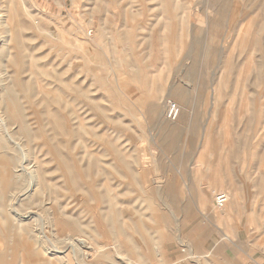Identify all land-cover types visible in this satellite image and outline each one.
<instances>
[{"label": "rangeland", "instance_id": "374dc122", "mask_svg": "<svg viewBox=\"0 0 264 264\" xmlns=\"http://www.w3.org/2000/svg\"><path fill=\"white\" fill-rule=\"evenodd\" d=\"M0 18V264L56 259L32 216L47 247L79 221L85 264H264V0H0Z\"/></svg>", "mask_w": 264, "mask_h": 264}, {"label": "bare ground", "instance_id": "6f19581e", "mask_svg": "<svg viewBox=\"0 0 264 264\" xmlns=\"http://www.w3.org/2000/svg\"><path fill=\"white\" fill-rule=\"evenodd\" d=\"M1 19V18H0ZM5 20V19H4ZM4 26V23L3 21L0 20V28ZM14 42L15 43H18L20 40L17 36V34H15L14 36ZM0 57H3L5 59L8 58L9 60V49L7 48V39L5 36H1L0 34ZM10 62H12L13 64H16V61L14 59H12ZM22 67V66H21ZM2 76V75H1ZM20 88L24 89V86L22 87V84H19ZM31 86V85H30ZM30 86H28V90L31 91L30 89ZM32 88V87H31ZM33 90V88H32ZM8 96H9V101L8 103L6 104V106L4 107V111L5 113L7 114L8 116V119H11L12 121L15 119H17L18 115H19V109L17 108L16 106V103L14 102V92L12 89H7V94L6 96L4 97L3 96V101L4 99H8ZM1 97V96H0ZM2 99V98H1ZM2 101V100H1ZM39 117V116H38ZM7 124V122H6ZM8 125V124H7ZM68 125V124H67ZM0 126H5V122L3 120V118L1 117L0 115ZM8 131V130H7ZM19 131L22 133V134H29V131L30 129L28 128V125L26 123H21L20 122V126H19ZM12 133H14L12 131ZM8 134V133H7ZM9 135V140L10 142H12L13 146L19 151V153L21 154V158H20V162L19 164L17 165V170H19L20 172L26 174V176L29 178V181H30V185L33 186V187H36L35 188V191L37 193H42L43 192V189H45V184L47 182L45 176L44 178L45 179H42L40 178L38 175V173L36 172L35 170V166L34 164L30 166V163L27 162V158H26V154L23 150V148H21V145L14 140L13 136L11 133L8 134ZM3 150V149H2ZM14 151V150H13ZM17 153V152H15ZM19 154V155H20ZM67 162V161H66ZM65 162V163H66ZM87 169H89L91 167V164H88L87 165ZM14 172V171H13ZM86 172V171H85ZM67 173V172H66ZM67 175V174H66ZM70 176V175H68ZM90 176V175H89ZM71 178V177H70ZM45 180V182H44ZM29 187V186H28ZM32 190V189H31ZM46 191V190H45ZM46 193V192H45ZM48 195V194H47ZM54 196V195H52ZM101 197V196H100ZM109 198V197H108ZM234 196L232 195L231 197V201L229 202V205H228V208H231V206H234ZM228 201V200H227ZM44 202L42 200H39L38 201V206H40L41 210H46L47 208L45 207V203L43 204ZM227 203V202H226ZM69 205V204H68ZM226 205V204H225ZM224 205V206H225ZM67 206V205H66ZM12 209V208H11ZM14 211V210H13ZM223 211V209L221 210ZM14 213V212H13ZM32 213V212H31ZM15 215V214H14ZM48 215V214H47ZM20 217V216H19ZM21 218V217H20ZM19 218V219H20ZM32 218L35 219L36 223L39 222V225L37 227V224H36V229L37 230V235H36V242L37 244L39 245V251L38 253H42V250H44L45 253H51L53 256L54 255H57V257L59 256V254H62L63 251L62 249L64 248L63 245H66L68 246L71 250V256L69 255H60L62 256L61 258H57L55 260L53 259H50L49 262L47 264H55V263H58V264H71L72 261L74 260L77 264H85V263H82V262H85L84 260V257L87 256V253L86 252H94L95 251V246H93V244L89 241V238L88 237H80V236H75L76 233L78 232H82V228H79V221H74L71 219V221H74V223H69V219L68 220H64L63 221H59L60 223V226L61 227H65L67 228V230L71 233L69 234V237H64V238H61L59 239L58 241H52L51 240V243L50 245L47 247L45 246L43 240H42V231H43V221L38 217H34L32 216ZM18 219V218H17ZM66 221V222H65ZM45 223V222H44ZM111 234V233H110ZM109 234V235H110ZM46 240V239H45ZM22 241V240H21ZM24 243V242H23ZM63 248H62V246ZM61 246V247H60ZM51 255V256H52ZM51 258V257H50ZM54 261V263H52ZM25 262V261H24ZM39 264V263H37ZM88 264V263H87Z\"/></svg>", "mask_w": 264, "mask_h": 264}, {"label": "built area", "instance_id": "2783aa9c", "mask_svg": "<svg viewBox=\"0 0 264 264\" xmlns=\"http://www.w3.org/2000/svg\"><path fill=\"white\" fill-rule=\"evenodd\" d=\"M179 114V106L172 101L167 102L166 117L169 120H175ZM228 200V195L226 192L217 191L213 196V207L216 210L222 209ZM255 264V263H253ZM257 264V263H256Z\"/></svg>", "mask_w": 264, "mask_h": 264}, {"label": "crops", "instance_id": "0c3cea01", "mask_svg": "<svg viewBox=\"0 0 264 264\" xmlns=\"http://www.w3.org/2000/svg\"><path fill=\"white\" fill-rule=\"evenodd\" d=\"M176 173H179V176L180 177H182V176H186V177H192V176H197V174H194V171H192V170H188V169H183V170H181V171H178V172H176ZM166 176H176V174L174 173V174H170V172H166V173H164ZM168 184L169 185H171L172 184V186H174V187H177V182H176V180L175 179H173V180H169V182H168ZM189 184L190 185H193V181L191 182H189ZM175 196H176V194H175ZM176 201H180V205H179V207L181 208V209H191V207H192V205L194 204V203H196V205H198L199 207H201L200 206V204L197 202V196H195V197H193V199H177V197H175L174 198V202H176ZM207 205V204H206ZM175 206H177V204H175ZM202 207H204L202 210H204L205 209V207L206 206H202ZM197 208V207H196ZM253 263H257V264H261V263H259V262H256V261H249V263H246V264H253Z\"/></svg>", "mask_w": 264, "mask_h": 264}]
</instances>
